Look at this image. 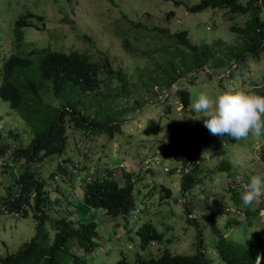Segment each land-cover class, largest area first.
<instances>
[{"label":"trees","instance_id":"16d2710c","mask_svg":"<svg viewBox=\"0 0 264 264\" xmlns=\"http://www.w3.org/2000/svg\"><path fill=\"white\" fill-rule=\"evenodd\" d=\"M175 1L178 2V0ZM208 7L226 8L230 13L247 14L242 26H230V30L236 34L234 42L222 44L220 39L217 40L214 37L210 43H194L190 41L187 30L184 28L170 32L167 27L163 26L145 27L142 30L146 28L155 30L153 37L157 35L159 37L161 34L166 35L169 42L159 46L162 52L158 57L146 55V63L141 70L137 68L123 70L119 66L112 67L106 56L95 61L89 58L88 53L76 49L63 51L48 47L35 48L31 45V47L28 46V48L18 51L17 48L23 44V34L20 28L30 24L28 23L29 18L34 15L27 11L25 15H21L15 20L12 38L15 50L2 57L0 61V98L7 101L9 107L15 109L20 119L26 124L27 140H18V133L11 132L9 129L6 131L7 135L17 137H11L16 141L15 145L0 141V158L3 159V163L6 164L9 160L10 164L16 166L14 170V166L10 165V168L15 171L11 178H8L10 175H6L5 181L10 180L11 182L8 181L6 185H3L6 195L2 196L4 199L1 204H3L2 207L8 206L10 211L18 209L17 211L24 216L27 214V207L31 208L32 218L36 222L34 234L23 242L15 252H6L0 255V264H79L80 255L92 249L93 244L87 243L93 241L97 232L94 221L90 217L86 218L89 210L99 209L112 216L121 214L124 219L134 210L137 212L149 210L148 206L151 205V199L153 200L154 186L152 185L145 192L147 195L139 194L133 197V177L129 166L124 164V159H121L117 164L106 160V164L99 167L94 163H86L80 156L67 155L57 160L54 168L43 170V172L40 167L43 165V161H49L53 155L68 149L69 146L66 147V145L68 141L71 143L69 137L73 136L74 130L81 129L83 134L89 138L87 143H91L96 134L112 137L115 132L120 131L119 123L113 118L116 113L127 110L129 107H139L141 101L151 95L160 99V94H164L166 89L167 91L170 89V83L176 85L182 79L192 83L195 77L193 74L196 71L210 76V71L217 69L229 68L227 74L243 69L248 70L246 67L239 69L244 63L255 66L259 62L264 66V19L260 14V5L256 0H245L244 2L239 0H198L188 5L187 8L189 11H198ZM172 14L173 11L169 10L165 15L168 18ZM36 17L43 25L42 16L36 15ZM131 26L137 27L132 23ZM142 33L147 37L145 32ZM122 36L123 45L131 50L132 45L124 34ZM158 50L155 48L153 51ZM134 51L135 46H133L132 52ZM247 54L252 57L251 62H246ZM261 57L262 60H260ZM237 59H239V63H237ZM232 64L233 66H231ZM232 67L236 68L231 70ZM101 71L103 76L99 77ZM189 73L192 74L189 77H184ZM131 74L135 76H129ZM260 76L264 77V68ZM218 78L220 79V77ZM47 81L51 85L50 93L55 98L54 101H57L55 104L40 97L44 90L48 91V85L45 84ZM102 81L103 84L111 85L112 90L115 88L113 93L104 91L105 94H101L100 97L108 102H111L115 95L126 97L131 91L138 95L133 96L132 104L129 107L109 112L102 104L95 106L92 100L93 94H97ZM260 85L262 87L255 88V90H258V94L264 95V83ZM173 94L179 100L180 107L186 108L194 93L190 94L186 87L180 86L174 89ZM169 96L166 93L162 100L166 102ZM68 128L71 130L69 131ZM174 131L173 128V135H175ZM262 137L264 138V136ZM227 138L233 141L232 138ZM206 142L197 145L209 147L212 152H222L215 145L221 143V140L213 139L208 144ZM259 154L263 155L264 151L262 150ZM162 157L172 158L181 164V167L187 166L185 170L181 171L179 186L182 195L185 192L188 193L197 181L196 172L205 157L199 153L197 146L189 139L174 136L165 143L160 144L159 141L153 143L151 150L142 155L137 160V164H143L153 169L161 166L163 171H174L175 167L163 163ZM143 159L146 161L143 162ZM41 160L42 162L38 166L39 170L32 166L34 162ZM7 167L3 170L6 171ZM211 170H226L230 176L232 168L229 160L222 157L212 163L209 171ZM201 174L204 176L202 172ZM233 174L235 177V172ZM248 177L249 173L243 180H248ZM247 182L245 181V183ZM48 184L55 185V191L51 190V186L47 187ZM77 186L81 190L80 193ZM147 186L146 188H148ZM226 187L230 192L231 202L243 209L245 217L248 214L256 213L260 206H264V203H260L259 199L258 206L245 207L240 199L241 185L235 179L227 182ZM159 188L162 190L160 198L162 197L164 200L170 196L167 186L161 184ZM149 190L150 192H148ZM55 193L58 195L53 200L56 203L50 200L52 194ZM61 200H64V205L71 206L70 209L66 207V213L63 215L60 214V208L57 205ZM194 206L193 203L184 202V220L195 230L193 252H171L165 246L163 248L157 246L159 251L157 254L149 253L150 248L146 249V247L149 244L161 242L163 232L158 231L150 221H144L134 229L125 232L127 234L132 232L133 256L130 258L120 252V257L109 264H213L209 255L202 251L203 225L194 215L189 216L195 209ZM2 209L0 208L1 211ZM51 209L54 211L52 216H55L52 220L48 212ZM6 210L5 208L3 211ZM69 211L74 213V219L70 216ZM225 212L231 213L228 215L231 220L226 219L224 222L226 226L223 228L239 222L238 217H234L230 210L226 209ZM47 217H51L49 223ZM212 219L214 218L210 219L211 229L216 232V235L212 236L211 241L208 242L213 245L216 259L219 257L225 264H264V224L263 227L252 230L243 241L237 242L228 239L227 235H222L223 228L217 226ZM46 226L53 228L51 236L46 229L44 230ZM73 238L81 247V249L78 248V251L69 249ZM171 240V237L166 238L167 242ZM137 247L140 250L146 249L148 255L142 256L141 252L136 250ZM63 255L65 263L62 260Z\"/></svg>","mask_w":264,"mask_h":264},{"label":"rangeland","instance_id":"374dc122","mask_svg":"<svg viewBox=\"0 0 264 264\" xmlns=\"http://www.w3.org/2000/svg\"><path fill=\"white\" fill-rule=\"evenodd\" d=\"M198 0H0V61L2 57L7 56L9 52L15 48L12 43L14 22L21 15H25L27 11L32 12L34 16L29 18L30 24L22 26L20 30L23 34V44L17 48L22 51L28 46L33 45L35 48L48 47L56 50L67 51L76 49L88 53L92 60H100L106 56V59L112 67L119 66L123 70L137 68L141 70L146 63V55L148 57H158L162 52L159 49L162 43H168L169 38L161 34L155 37V30L145 27L163 26L172 32L181 28L187 30V36L194 43H210L213 38L220 39L222 44L232 43L236 39V34L230 30V26L244 24L247 14L239 12L230 13L226 8H205L198 11H189L188 5L197 2ZM244 2L245 0H239ZM260 5V14L264 19V0H256ZM172 10L173 14L168 18L166 12ZM42 16V22L36 17ZM28 18V16H25ZM136 24L137 27L131 26ZM139 27V28H138ZM141 28V29H140ZM142 32L147 34V37ZM122 34L126 36L132 49L123 45ZM149 38V39H148ZM150 40V41H149ZM25 42V43H24ZM133 46L135 51L132 52ZM156 48L158 51H153ZM40 51V50H39ZM153 51V53H152ZM152 53V55H150ZM134 54V55H133ZM150 55V56H149ZM262 60V57L261 59ZM252 57L248 54L246 62H251ZM239 63V59H237ZM234 64V63H233ZM233 64L231 66H233ZM110 65V66H111ZM249 63H244L242 67L248 70H239L234 73H228L227 69H217L210 71V76L203 72L196 71L193 76L192 83H188L186 79L179 80L176 85L171 83L170 89L166 93L170 96L167 101H163L164 94H160V99L155 95H151L142 100L139 107H129L133 96L138 95L131 91L129 95H115L111 102L102 99L101 94L113 93L115 88L109 84L100 82V87L97 94H93L92 100L95 106H102L109 112L121 110L113 116L119 123V132H115L112 137H104L102 134H96L91 143H87L88 137L83 134V131L74 130L73 136L69 137L66 147H71L55 154L49 161H43L40 167L41 171L54 168L57 160L64 156L70 155L73 157L80 156L88 164H95L101 167L106 164V160L117 164L121 159H124V164L129 166L132 175V195L133 197L145 193L152 185L153 200L148 206L149 210L144 212L132 211L131 214L124 219L121 214L115 216L109 215L99 209H91L86 214V218L92 219L95 224L96 236L93 241L87 244H93L91 250L80 255L79 264H109L120 257V252L127 257L133 256L134 244L132 242V232L125 233L127 230L134 229L144 221H150L155 225L158 231L163 232V238L158 244H149L147 248L151 254H157V246H164L171 252H193L195 244L194 228L184 220V202L193 203L195 206L189 216H195L202 227V251L207 253L212 259L213 264H225L219 257L215 258V250L211 241L212 236L216 232L211 229L210 219L214 217V223L223 228L226 219L231 220L230 210L234 217H238L239 222L223 228V234L227 235L228 239L240 242L245 239L252 230L263 227L264 209H259L258 213L242 215V208L233 205L230 199V192L227 189V182L235 179L240 185L244 184L243 178L253 174H264V165L262 160L258 158L259 152L264 151V138H256L249 136L246 140L230 141L227 136L219 137L212 135L204 126L203 120L206 118L199 113L192 111V105L195 102L196 93L205 91L209 95H214L216 92L226 89L228 86L243 89L246 91H255V88L262 87L264 77L260 76L264 66L262 63H257L255 66H250ZM236 67H232L234 70ZM103 72H99V77H102ZM192 73L184 77H189ZM232 74V75H231ZM134 77V74L129 75ZM220 77V79L218 78ZM140 82V80H138ZM48 91L42 92L40 97L52 103L54 97L51 95L50 82H46ZM183 86L188 91L194 93L192 100L186 108H181L179 100L176 98L173 91L175 88ZM102 91V92H100ZM162 93V92H161ZM90 97V95H88ZM167 104V105H166ZM119 108V109H117ZM175 129V135L172 134V129ZM16 131L19 135L18 140L26 141L27 132L26 124L20 119V116L15 109L9 107L8 102L0 98V141L6 144L15 145L17 138L8 136L6 131ZM181 129V130H180ZM70 131L71 128H68ZM174 136L189 139L199 153L205 157L201 161L196 172L197 181L190 188L189 192L182 195L179 186L181 172L174 170L172 172L163 171L162 167L153 169L146 165H138L137 160L142 155L147 154L153 143L160 144L167 142ZM213 139L221 140V143L215 144L222 152H212L209 147L197 145L201 142L208 144ZM72 144V145H71ZM219 150V151H220ZM86 155V156H84ZM226 158L231 165V175H228L226 170L209 171L214 161L220 158ZM264 157V155H263ZM0 158V255L6 252H15L17 248L27 241L34 234L35 220L32 218V210L27 207V214L21 215L18 209L9 210L8 206L2 207V196L6 195V190L3 185L7 184L6 175L11 178L15 173L16 166L10 164L7 160L6 164ZM162 162L170 167H177L178 163L170 157H162ZM241 160L243 166H233L232 161ZM146 160L143 159V162ZM264 161V159H263ZM41 161H36L32 166L37 167ZM14 166V170L10 168ZM18 165V163H16ZM8 166V167H7ZM30 166V165H29ZM7 167V170L3 169ZM127 167V166H126ZM43 171V172H44ZM201 172L204 174L202 176ZM235 172V177L234 173ZM68 173L66 174V176ZM248 177V179H249ZM70 181V180H69ZM68 181V182H69ZM235 183V182H234ZM161 184L167 186L170 190V196L164 198L159 197L162 190L159 188ZM230 184V183H229ZM146 185H148L146 188ZM51 186V190L55 191V185ZM78 188V186L76 187ZM79 193L81 192L78 188ZM51 192V191H50ZM150 192V190L148 191ZM53 193V192H52ZM151 194V193H150ZM57 193L52 194L51 202L57 198ZM144 198V197H143ZM148 198V196H145ZM137 199V198H136ZM260 203H261V197ZM259 199L255 201L250 208L259 205ZM146 201L148 199H145ZM153 201V202H152ZM164 201V202H163ZM64 200L57 203L60 208V214L66 213L71 206L64 205ZM206 204H208L206 210ZM220 206L222 207L220 209ZM5 208L7 209L6 211ZM140 208V205H139ZM263 208V207H260ZM215 213L210 216L211 210ZM206 211V217L202 213ZM47 217L48 223L53 219V209L49 210ZM70 216L74 219V213L70 211ZM51 218V220H49ZM169 226V228H167ZM173 228V229H171ZM48 231L51 236L53 228L46 226L44 230ZM167 237H171L170 242L166 241ZM73 243L69 245L71 251L81 249L80 246L72 239ZM79 248V249H78ZM146 249L136 250L141 252L142 256H147ZM62 260L65 263V256Z\"/></svg>","mask_w":264,"mask_h":264},{"label":"clouds","instance_id":"9594fccd","mask_svg":"<svg viewBox=\"0 0 264 264\" xmlns=\"http://www.w3.org/2000/svg\"><path fill=\"white\" fill-rule=\"evenodd\" d=\"M195 95L192 111L200 114L195 119H199L201 115L206 117L203 124L212 135L227 136L235 141L246 140L250 135L256 138L264 136V95L232 86H228L214 95H209L205 91H199ZM263 155L259 154L258 158L264 165ZM232 163L233 166H243L241 160H234ZM186 167V165L181 167V164H178L175 170L181 172ZM260 197L261 203H264V174L257 173L251 175L248 182L241 185L240 199L247 207ZM205 207L207 210L208 204ZM260 207L258 210L264 209V206ZM214 213L215 211L212 209V216ZM257 213L258 211L253 215ZM207 214L206 211L202 213L204 217ZM242 215L244 216L243 212Z\"/></svg>","mask_w":264,"mask_h":264},{"label":"water","instance_id":"95a60500","mask_svg":"<svg viewBox=\"0 0 264 264\" xmlns=\"http://www.w3.org/2000/svg\"><path fill=\"white\" fill-rule=\"evenodd\" d=\"M170 85H171V83H170Z\"/></svg>","mask_w":264,"mask_h":264}]
</instances>
